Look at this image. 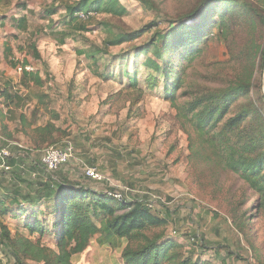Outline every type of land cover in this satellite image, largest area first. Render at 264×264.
Masks as SVG:
<instances>
[{
    "label": "rangeland",
    "instance_id": "obj_1",
    "mask_svg": "<svg viewBox=\"0 0 264 264\" xmlns=\"http://www.w3.org/2000/svg\"><path fill=\"white\" fill-rule=\"evenodd\" d=\"M23 1L29 8L22 12L15 7L18 0H0V16L7 19L8 30L13 26L9 17H26L23 30L7 35L0 30V64L9 70L8 76L0 77V90L8 87L11 95L18 93L20 98L11 102L0 97V149H5L2 142L11 146L7 161L13 168L0 173V204L9 211L0 213V264H18L10 243L1 238V227L12 238L30 235L24 227L26 217L14 212L17 204L27 205V200L47 195L48 184L59 183L88 186L115 199L122 194L128 202H156L160 197L161 203L152 212L165 218L166 225L148 231L150 236L163 234L180 244L185 255L194 254L213 264H264V210L258 209V196L237 175L215 167L209 151L197 153L191 161L192 130L175 120L176 110L166 100L162 76L143 65L153 56V51L147 55L143 50L155 30L176 26L198 9L201 0H152L150 8L137 0H121L128 10L126 16L93 13L90 19L84 17L88 32L72 33L64 45L57 33L63 29L64 12L44 15L54 0ZM248 1L257 13L249 16L235 10L225 18L229 22L224 35L216 27L221 22L220 15L216 16L215 37L202 44V53L187 68L184 89L197 93L251 77L250 92L236 107L252 103L262 112L264 124V0ZM150 24L156 27L130 44L112 47L95 59L80 55L102 47L105 29L132 32ZM6 46L12 51L10 59ZM135 47L143 49L132 51ZM24 61L28 71L40 74L43 86L22 82ZM102 73L112 78L104 81ZM127 74L130 78L137 75L141 92L129 88ZM151 77L156 83L149 82ZM187 100L177 98L178 104ZM252 120L244 127L254 125ZM50 122L59 129L57 141L36 145L34 130ZM68 143L75 149L74 157L51 178L42 168L43 154L49 147ZM19 150L24 152L22 172L13 160ZM85 168H96L100 180H88ZM47 201H41L42 207L49 205ZM45 216L50 223L52 217ZM30 238L54 243L47 234ZM23 264L34 263L23 260Z\"/></svg>",
    "mask_w": 264,
    "mask_h": 264
},
{
    "label": "trees",
    "instance_id": "obj_2",
    "mask_svg": "<svg viewBox=\"0 0 264 264\" xmlns=\"http://www.w3.org/2000/svg\"><path fill=\"white\" fill-rule=\"evenodd\" d=\"M137 1L149 8L152 5V0ZM15 7L22 12L29 8L27 1L23 0H18ZM237 9L246 11L249 16L257 13V7L248 0H201L198 9L176 26H170L167 31L155 30L143 50L147 55L153 51V56L147 57L143 65L162 76L161 84L164 86L166 100L170 101L176 110L175 120L183 128L189 126L192 130L189 136L191 161L197 153L209 151L210 162L215 167L232 172L242 179L258 196V209L264 210L262 112L255 109L252 103L236 107L237 102L249 94L251 77H239L224 86L206 88L197 93H186L184 89L188 79L187 68L202 53V44L215 37L213 30L216 16L221 17V22L216 27L219 34L224 35L228 29L226 24L229 22H226L225 18ZM61 10L64 12L61 21L63 29L60 33L57 32L61 45L65 44L72 33L88 32V25L81 15L90 19L93 13L109 14L117 18L128 14L121 0H54L44 15L52 17ZM12 19L15 29H24L26 17ZM155 27V24H150L141 30L118 33L110 28L105 29L107 36L102 47L96 46L90 53L81 51L80 55L95 59L97 55L108 53L112 47L140 39ZM132 49L139 51L143 48ZM11 53V49L6 46L7 59H10ZM34 55L40 59L36 50ZM121 61L123 60H118ZM10 63L14 65L13 62ZM27 65L28 62L24 61L22 82L28 81L43 86L44 81L40 74L28 71ZM126 76L129 77V88L141 92L137 75L134 74L131 78L129 74ZM100 77L108 81L112 74L102 73ZM148 80L150 83L156 81L152 77ZM182 96L189 100L178 104L177 98ZM0 97L11 102L20 101L18 93L11 95L8 87L4 91L0 90ZM108 102L110 100H107ZM249 118L253 119L254 125L248 129L244 125ZM57 132L59 129L51 122L37 127L33 132L35 144L43 146L55 143ZM46 189L47 195L27 200V205L20 202L14 211L20 218L26 217L24 227L30 233L28 237L17 234L12 238L11 232L5 226L1 227V238L10 243L11 253L18 264H23V260L34 264H73L72 257L83 253L95 236L100 245L107 244L112 248H121L123 241H126L127 244L122 250L125 264H213L200 257H194V254L185 255L180 244L167 239L163 234L150 236L148 231L165 226L166 220L153 214L144 201L117 200L88 186L66 183L56 186L48 184ZM44 198L48 200L49 205L42 207L41 201ZM8 212L6 207L0 206L1 214ZM46 214L52 217L50 223ZM40 215L44 218H40ZM238 227L240 232L244 233V229ZM37 233L41 237L45 234L52 237L55 247L40 240L34 242L30 236ZM216 252L214 250L215 254Z\"/></svg>",
    "mask_w": 264,
    "mask_h": 264
},
{
    "label": "built area",
    "instance_id": "obj_3",
    "mask_svg": "<svg viewBox=\"0 0 264 264\" xmlns=\"http://www.w3.org/2000/svg\"><path fill=\"white\" fill-rule=\"evenodd\" d=\"M82 17H85L84 15H81ZM11 146L7 145L5 146V149H0V173H10L12 172L13 168L9 165V162L7 161L11 157L10 153ZM74 147L71 143H68L64 147H49L45 150L43 157H42V168L44 171L51 176V178H54V174L62 168L65 164H67L73 157H74ZM20 154L16 156L14 160V164L16 162V167H18L19 171H24L25 167L20 165V157L23 156L22 153H24L22 150H19ZM18 151V152H19ZM36 167V166H34ZM86 170V178L91 181L98 182L100 180V175L97 173L96 168H85ZM33 177H36V174H32ZM56 182V180L54 179ZM129 191V190H128ZM131 193V190L129 191ZM118 200H125V197H123L122 194H118L115 196ZM158 199H155L156 202H143L148 209L154 210L156 207V204L161 203V198L157 197Z\"/></svg>",
    "mask_w": 264,
    "mask_h": 264
},
{
    "label": "crops",
    "instance_id": "obj_4",
    "mask_svg": "<svg viewBox=\"0 0 264 264\" xmlns=\"http://www.w3.org/2000/svg\"><path fill=\"white\" fill-rule=\"evenodd\" d=\"M4 16H0V30H4L5 34L7 35L9 33H15V25L12 26L10 30L7 28V19L3 20ZM10 19L16 18L15 17H9ZM6 39L3 41V46H5ZM8 69L0 64V77L2 76H8ZM5 141V140H4ZM2 147H5V142H2ZM32 156L31 154H29ZM2 206V204H0ZM48 235V234H47ZM45 244V243H44ZM51 247H55L54 243L47 244ZM125 247V244L121 248H112L111 246L104 244L100 245L97 241V236H95L90 244L89 247L80 254L74 255L72 257L73 264H125L122 259V250ZM217 257V255H216ZM232 258V257H231Z\"/></svg>",
    "mask_w": 264,
    "mask_h": 264
},
{
    "label": "water",
    "instance_id": "obj_5",
    "mask_svg": "<svg viewBox=\"0 0 264 264\" xmlns=\"http://www.w3.org/2000/svg\"><path fill=\"white\" fill-rule=\"evenodd\" d=\"M263 78H264V75H263ZM263 92H264V85H263Z\"/></svg>",
    "mask_w": 264,
    "mask_h": 264
}]
</instances>
